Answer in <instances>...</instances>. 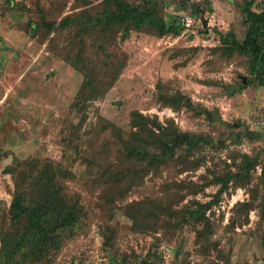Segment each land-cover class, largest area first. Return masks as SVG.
Wrapping results in <instances>:
<instances>
[{
	"label": "rangeland",
	"instance_id": "374dc122",
	"mask_svg": "<svg viewBox=\"0 0 264 264\" xmlns=\"http://www.w3.org/2000/svg\"><path fill=\"white\" fill-rule=\"evenodd\" d=\"M251 1L160 0L166 22L190 13L193 28L124 40L87 26L116 12L104 0H0V264H264L261 69L218 34L243 42ZM179 95L194 109L170 107ZM135 112L202 141L139 165L125 147ZM17 194L42 206L43 230L13 222ZM198 207L204 226L184 217Z\"/></svg>",
	"mask_w": 264,
	"mask_h": 264
},
{
	"label": "trees",
	"instance_id": "16d2710c",
	"mask_svg": "<svg viewBox=\"0 0 264 264\" xmlns=\"http://www.w3.org/2000/svg\"><path fill=\"white\" fill-rule=\"evenodd\" d=\"M104 1L108 6L115 7L116 12H106L99 18H90L87 24L89 28L98 29V27H101L102 31H109L113 27L121 28V38L124 40L130 37L131 30L134 28L154 30L159 37L169 34L178 36L181 33L179 20L177 25H170L159 15L157 7L160 0H143V6H135L125 0ZM254 4L255 0L244 4L243 13L249 28L243 42H239L234 33L224 34L219 32L218 34L224 48H227L230 52L238 51L241 54H248L254 59L253 67L255 71L261 69L256 73L255 79L260 86L264 87V9L257 11L253 9ZM65 22L66 20L62 24ZM167 101L169 106L173 108L183 106L194 109L192 100L183 95L171 97ZM131 129V134L125 142L127 156L139 165L147 164V168L166 165L173 161L180 150L183 148L187 151L195 150L202 141L198 135L179 132L172 126L164 127L157 120H152L140 112L132 114ZM134 173L137 174L138 171L135 170ZM228 179L230 177H227ZM49 193L55 194L56 191L52 190ZM10 210L15 224L22 219H27L33 227L43 230L45 216L42 212V206H39V204L36 207L26 206L24 195L17 194L11 202ZM71 216L56 221V229L70 227L75 222V219ZM184 217L185 220L202 226L207 222L206 213L203 212L201 207L188 210ZM204 239V230L198 231L197 242L200 243Z\"/></svg>",
	"mask_w": 264,
	"mask_h": 264
},
{
	"label": "built area",
	"instance_id": "2783aa9c",
	"mask_svg": "<svg viewBox=\"0 0 264 264\" xmlns=\"http://www.w3.org/2000/svg\"><path fill=\"white\" fill-rule=\"evenodd\" d=\"M179 23L180 25H182L186 30H191L194 26V20L191 17V14L188 13L186 15H184L183 17H181L179 19Z\"/></svg>",
	"mask_w": 264,
	"mask_h": 264
},
{
	"label": "water",
	"instance_id": "95a60500",
	"mask_svg": "<svg viewBox=\"0 0 264 264\" xmlns=\"http://www.w3.org/2000/svg\"><path fill=\"white\" fill-rule=\"evenodd\" d=\"M203 20H204V18H203ZM204 23H205V25H207V23L205 22V20H204Z\"/></svg>",
	"mask_w": 264,
	"mask_h": 264
}]
</instances>
